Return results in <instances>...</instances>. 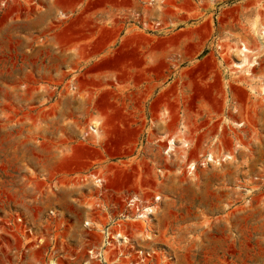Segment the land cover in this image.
Segmentation results:
<instances>
[{
	"label": "rangeland",
	"instance_id": "374dc122",
	"mask_svg": "<svg viewBox=\"0 0 264 264\" xmlns=\"http://www.w3.org/2000/svg\"><path fill=\"white\" fill-rule=\"evenodd\" d=\"M150 29L203 81L151 148ZM262 31L264 0H0V264H264Z\"/></svg>",
	"mask_w": 264,
	"mask_h": 264
},
{
	"label": "crops",
	"instance_id": "0c3cea01",
	"mask_svg": "<svg viewBox=\"0 0 264 264\" xmlns=\"http://www.w3.org/2000/svg\"><path fill=\"white\" fill-rule=\"evenodd\" d=\"M183 30H172L167 33L163 31L156 33L152 29L150 32L147 31V35L150 36V108L146 109L145 125L147 129L150 127V141L147 140L150 142V148L157 144L154 134L157 137L162 135L168 137L181 130L179 123L183 112L165 111L169 118H159V114L163 112L162 94L203 92L202 60L187 56V46L191 41ZM226 80H229L228 75ZM231 92L234 93V88ZM226 93L229 91L226 90ZM177 113L181 115L173 117ZM169 122H173L176 128L172 129ZM84 207L85 214L92 215L94 211L92 212L91 208L86 209V205ZM91 218L97 219L95 216ZM92 224L97 226L96 223Z\"/></svg>",
	"mask_w": 264,
	"mask_h": 264
},
{
	"label": "bare ground",
	"instance_id": "6f19581e",
	"mask_svg": "<svg viewBox=\"0 0 264 264\" xmlns=\"http://www.w3.org/2000/svg\"><path fill=\"white\" fill-rule=\"evenodd\" d=\"M153 1H156V0H153ZM260 37L261 38H264V31H262L260 33ZM248 52V49L247 48H243L241 50V56H242V61L241 63H237L236 66L237 67H241L243 66L242 64L246 62V53ZM91 131L96 133V127L95 126H92L91 127ZM209 162H215L211 157L209 158ZM194 169V168H193ZM97 183H100V182H97ZM136 201V200H135ZM154 210L152 208H147L145 209V212H144V215H142V218H146L148 219L149 215L153 214ZM87 224V223H86ZM115 239L117 240V242L122 246V245H127L129 243V240L128 238H126L125 236H122L121 234H117L115 236Z\"/></svg>",
	"mask_w": 264,
	"mask_h": 264
},
{
	"label": "built area",
	"instance_id": "2783aa9c",
	"mask_svg": "<svg viewBox=\"0 0 264 264\" xmlns=\"http://www.w3.org/2000/svg\"><path fill=\"white\" fill-rule=\"evenodd\" d=\"M140 202H141L140 200L139 201H135V199L134 200L132 199V200H130V204H129V206L132 207L133 210L136 211V213L138 214V217H141V215H142V214H140L141 213V207L138 204ZM107 237H108V240L111 238L110 241L114 240V235H112L111 233H109ZM108 245H110L111 248H112L113 247V242H109Z\"/></svg>",
	"mask_w": 264,
	"mask_h": 264
}]
</instances>
